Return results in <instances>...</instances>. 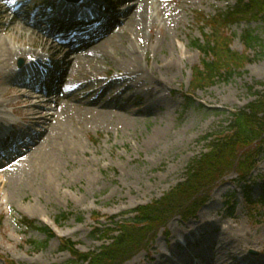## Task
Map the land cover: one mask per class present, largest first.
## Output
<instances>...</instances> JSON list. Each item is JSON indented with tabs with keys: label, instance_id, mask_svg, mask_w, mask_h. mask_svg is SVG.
Masks as SVG:
<instances>
[{
	"label": "rangeland",
	"instance_id": "374dc122",
	"mask_svg": "<svg viewBox=\"0 0 264 264\" xmlns=\"http://www.w3.org/2000/svg\"><path fill=\"white\" fill-rule=\"evenodd\" d=\"M236 1L147 0L152 10L148 27L142 30V45L147 48V54H142L146 77H119L125 73L123 67L116 64L121 56L109 47L108 51L99 53L106 58L94 78L90 74L79 76L75 73L73 78H68L67 90L72 85L77 89L74 97L82 99L97 90L84 98L85 101L98 98L110 85L99 104L111 101L117 108L128 109L123 114L129 118L121 122L117 120L118 111L109 108L103 109L108 113L105 117L102 114L83 115L68 122L65 155L58 167L50 169L53 175L42 180L44 184L35 186L38 183L34 177L47 169L23 161L28 153L8 168L0 169V264H83L66 249V243H72L80 253L99 251L104 242L97 229L103 232L114 229L113 223L133 218L130 212L160 200L176 188L183 182L190 163L205 151L207 144L203 138L226 129L233 113L259 98L258 93L264 91L263 21L249 27L245 24L234 26L230 31L237 34L231 44L234 52L245 53L241 36L247 29L254 31L261 40L255 49L247 52L252 62L229 80L193 90L194 68L203 61V55L194 45L204 39V25L199 17L227 11ZM135 2H121L115 12L129 10ZM21 3L28 4L23 11L31 14V24L41 23L43 33L51 27L47 5L52 0H0V41L14 46L24 44L36 54L47 55L52 42L45 45L43 36L42 39L35 36L28 39L24 34L15 40L13 33L18 30L11 27L6 30ZM144 5L147 6L145 2ZM8 8L10 12L4 14ZM121 21L124 23V18ZM170 63L174 64L173 68H169ZM17 64L15 61L13 67L18 69ZM6 70L0 67V103L7 105V111L16 113L20 108L16 98L19 88L5 86ZM97 78L104 81L97 83ZM159 79L166 84L159 86L156 83ZM77 83L86 87L82 89ZM150 86L157 90L149 91ZM52 98L55 102L50 104L45 103L48 98L42 99L44 103L34 101L45 106L38 110L48 119L58 115L55 96ZM47 127L40 125L37 130L44 133ZM31 173L34 186L28 180ZM237 179L235 171L228 175L219 185L218 197L213 198L214 191L196 218H173L147 250L126 264H153L160 251H176L174 242L180 238L177 229L189 233L202 217H205L203 222L209 224L202 233H214L215 251H219L214 252V261L231 264L232 257L249 256L250 251L264 257V204L247 203ZM255 181L259 186L253 193L254 198L264 193V157L255 172ZM234 204V210H230ZM25 218L35 221V228L24 226L22 220ZM229 226L251 235L255 243L242 256L237 244L228 237ZM41 229L49 230L53 236Z\"/></svg>",
	"mask_w": 264,
	"mask_h": 264
},
{
	"label": "trees",
	"instance_id": "16d2710c",
	"mask_svg": "<svg viewBox=\"0 0 264 264\" xmlns=\"http://www.w3.org/2000/svg\"><path fill=\"white\" fill-rule=\"evenodd\" d=\"M199 20L204 25V39L194 45L203 55V61L194 68V91L211 87L220 80H229L252 62L247 52L255 49L261 40L254 31L247 29L241 36L245 53L234 52L231 44L237 34L230 31L241 24L249 27L255 22H264V0H237L227 11L210 17L202 15ZM258 97L233 113L226 129L203 138L207 144L205 151L190 163L183 182L176 188L160 200L130 212L129 215L134 214L133 218L113 223L114 229L104 232L97 229L104 242L99 251L80 253L72 243H66V249L83 264H125L147 250L159 231L173 218L180 216L188 220L196 217L213 191L234 171L245 200L250 205L264 204V196L259 200H253L251 196L254 174L264 157V91L258 93ZM22 223L27 228H35L36 224L29 219H23ZM41 230L53 236L49 230Z\"/></svg>",
	"mask_w": 264,
	"mask_h": 264
},
{
	"label": "bare ground",
	"instance_id": "6f19581e",
	"mask_svg": "<svg viewBox=\"0 0 264 264\" xmlns=\"http://www.w3.org/2000/svg\"><path fill=\"white\" fill-rule=\"evenodd\" d=\"M135 1L136 4L133 6V8L128 11H122L119 14L118 17L124 18V23L119 22L118 17H115V19L113 20L116 22V20L118 19L117 24L120 23V26L118 28L117 25L114 27L113 25H111L104 34L100 36H94L92 39L78 44L73 43V41L71 42L67 40L66 36L62 38V43H59L57 41V37L61 36V34L59 33L57 35H54L51 29L52 26H48L43 33L40 23L34 25L31 24L29 22V20L32 18L31 14L26 10L23 11V8L28 5L27 3H21V6L18 5L16 7V10L14 12V19L8 26H6V30H9L10 27L14 30H18L17 32L13 33V39H21L23 35L26 34L28 36V39H30L31 36L39 37L40 39H42L41 36H43V38L45 39V45L47 46L50 41H54L49 45V48L47 49V55L36 54L32 50L26 49L24 47V44H21V46H14L11 43L8 44L0 41V67L3 70L7 68V73L5 75V79L7 80V82L5 86L8 87L9 85H12L14 77L20 76V74H18V70L13 67V63L20 58L27 59V57L29 56H34V58L46 61V58L50 57L58 61L61 60L62 57H65L69 60L67 71L63 72L57 81L59 84L61 83L63 85V83H65V85H63L57 93L55 109L58 115H54L52 119L44 117L43 113L39 112V110L41 111L45 107L41 106L39 103L42 102L43 96L49 97L48 93H44L43 95L42 93H33L34 91L30 90L28 86L25 85H20V87H18L19 89L16 98L19 100L18 104H20V108L17 109V112L23 114L30 124H36L39 126L43 125L44 127L48 126L44 130V134L38 138V146H36L37 144L32 145L26 152V154L28 153V155L24 156L23 159V161H30V163L33 162V164L35 163L41 165L42 167L47 169L44 171V173H39L37 177H34L35 182L38 183L35 186H38L39 183L44 184L42 180L44 178H49L50 175H53L50 169L58 167L61 164V158L65 155L66 150V129L68 122L73 121L77 116L83 115L99 116V114H102L103 117H105L108 113L103 109L107 110L109 108L118 111L119 115L117 116V120L125 122L126 119L129 118L128 116L123 114L128 111V109L126 108H117V106L112 105L111 101L105 104H99L100 99H102V95L104 94V92H106L110 85L104 88L98 98L94 99L93 101H85L84 98L92 96L93 93L97 90L86 94V97L81 99L73 96V94L77 92L76 87H73L72 85L71 89L67 90L66 84H70L69 79L73 78V73L78 74L79 76L90 74L92 76L91 78H94V75L101 69L100 64H104L106 58V56L102 57L103 55H99V53L102 51H108L109 47L113 49L115 54H120L121 56L119 59H117L116 64L117 67H123L125 73L120 74L119 77H146L144 76L146 73V67H144L143 65L142 54H147V48L142 45L144 41L142 39V30L145 27H148V23L151 20L150 12L152 9L147 0ZM144 2L147 6L144 5ZM91 3L92 2H89L88 4ZM10 10L11 8H8L4 12V14L10 12ZM62 12L66 11L62 10ZM67 15L68 14L61 15V19H63V21L55 22L54 26L56 28H59L61 27V23L69 22L70 16ZM129 34L135 36L132 38L131 36H129ZM62 45L66 47H62ZM67 48H69V51L65 53L63 50ZM168 66L169 68H173L174 64L170 63ZM118 80L119 79H115L114 81ZM95 81H97V83H101L104 80L97 78L95 79ZM156 83L159 86H164L166 84L160 79L156 80ZM77 86L82 89L86 87V85L83 83H77ZM156 90L157 89L155 86H150L149 91L154 92ZM36 100L41 101L35 103L34 101ZM45 103L50 104L54 102L53 100H48V102ZM6 106L7 105H5L4 103H0V121L5 119L8 120L7 117L9 115L4 111ZM101 111L104 113H101ZM47 172L48 174L45 175ZM30 175L28 176V180L34 186V174L31 173ZM220 192L221 189H217L213 198L216 199ZM204 220L205 217H202V220L198 223V225L192 227L193 230L189 233L186 230L177 229L176 234L179 235L180 238H184L189 235L197 236L209 227L208 222H203ZM226 231L230 233L231 237L230 235L228 237L230 238L232 243L237 244L240 255H243L248 250H251L253 248V245H255L254 241L251 239V235L244 234L243 230L234 229L232 228V226H229ZM213 242L214 240L209 239L204 243L202 247H198L196 249L197 253L200 255L203 253L205 254L209 249L212 251L209 259L204 258L203 262H199L197 264H225L214 261V255L219 251H215V249L211 246ZM193 250V248L190 249V251ZM183 254V252L175 253V257L173 256L174 259H172L171 262L177 264L180 261V257H183ZM236 259L238 258L232 257L231 264H237ZM169 261L170 260L168 259L167 253L160 251L158 253V260H156L154 263L166 264V262L169 263ZM247 261L248 260H245V262ZM191 262L193 261L191 260ZM191 264H196V262Z\"/></svg>",
	"mask_w": 264,
	"mask_h": 264
}]
</instances>
